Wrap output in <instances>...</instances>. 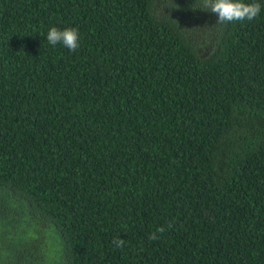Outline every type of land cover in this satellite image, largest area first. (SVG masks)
Masks as SVG:
<instances>
[{
	"label": "trees",
	"instance_id": "obj_1",
	"mask_svg": "<svg viewBox=\"0 0 264 264\" xmlns=\"http://www.w3.org/2000/svg\"><path fill=\"white\" fill-rule=\"evenodd\" d=\"M256 2L0 0V264H264Z\"/></svg>",
	"mask_w": 264,
	"mask_h": 264
},
{
	"label": "clouds",
	"instance_id": "obj_2",
	"mask_svg": "<svg viewBox=\"0 0 264 264\" xmlns=\"http://www.w3.org/2000/svg\"><path fill=\"white\" fill-rule=\"evenodd\" d=\"M203 6L200 8L217 15V24L224 25L234 21H252L261 12V4L256 0H202ZM47 42L55 47L61 44L69 51L75 52L80 47V34L76 27H65L63 29L56 26L50 27L46 35ZM172 226L169 222L168 227ZM166 231L164 226L155 229L149 233V240H158ZM113 246L123 249L125 241L122 238L114 237Z\"/></svg>",
	"mask_w": 264,
	"mask_h": 264
}]
</instances>
